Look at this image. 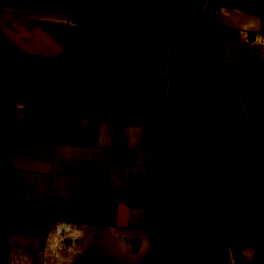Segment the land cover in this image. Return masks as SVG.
<instances>
[{
    "label": "crops",
    "instance_id": "obj_1",
    "mask_svg": "<svg viewBox=\"0 0 264 264\" xmlns=\"http://www.w3.org/2000/svg\"><path fill=\"white\" fill-rule=\"evenodd\" d=\"M0 81L37 128L10 155L26 201L138 192L160 139L164 200L264 174V0H0ZM223 222L180 226L169 264H235L226 232L264 264V200Z\"/></svg>",
    "mask_w": 264,
    "mask_h": 264
},
{
    "label": "rangeland",
    "instance_id": "obj_2",
    "mask_svg": "<svg viewBox=\"0 0 264 264\" xmlns=\"http://www.w3.org/2000/svg\"><path fill=\"white\" fill-rule=\"evenodd\" d=\"M12 106L0 97V118L5 116L10 136L0 130V204L16 196L17 170L11 151L26 128L34 133L33 123L13 120ZM7 125V126H8ZM1 126V125H0ZM11 140V143L9 142ZM125 197L132 198L122 192ZM31 200V199H30ZM193 201H177L170 207L183 213L194 208ZM18 208L0 221V262L4 264H164L162 254L155 256L160 239L169 240V227L163 221L153 222L147 206L143 209L119 204L107 213L91 214V221L101 226H88L80 221L84 211L74 209L63 221H42L40 211ZM88 214V213H87ZM101 219V220H99ZM152 224L148 233L139 225ZM174 223V222H173ZM169 228V229H168ZM158 243L156 244V241ZM140 241L142 243L140 244ZM154 257L152 261V258Z\"/></svg>",
    "mask_w": 264,
    "mask_h": 264
},
{
    "label": "trees",
    "instance_id": "obj_3",
    "mask_svg": "<svg viewBox=\"0 0 264 264\" xmlns=\"http://www.w3.org/2000/svg\"><path fill=\"white\" fill-rule=\"evenodd\" d=\"M1 96L2 83L0 81V97ZM13 120L15 119L13 118ZM8 121L9 120H6L5 116L0 118V130L7 136H10V126L7 124ZM9 142L11 143V140ZM162 143L161 139L157 143L153 170L149 182L143 184L138 192H134L125 183V192L132 198L122 195L118 187H110L100 192H92L90 189L74 192L68 199L58 197L53 201H26L20 195L18 189L15 197L0 204V221L7 219L18 208H24L26 210L37 208L41 211L46 220L49 221H63L70 211L81 209L85 214L80 221L81 223L101 225L102 221H91L90 215L97 212H99V214H97L96 217L100 214L104 215L119 203H124L128 207L137 208L147 206L148 213L153 218V222L158 223L159 221H163L166 227H171L170 229L168 228L169 240L168 238H164L162 241L161 238L160 246L155 253V256L158 253L162 254L165 259L164 264H169L171 261L170 250L176 246L177 233L180 226L193 227L198 236H208L217 224L221 225L225 230L223 218L226 212L235 208L250 210L261 204L264 200V174L259 182L255 181L249 186L233 184L232 192L225 197H215L212 192L204 191L190 193L170 200L162 199L157 192L155 181L160 154L164 149ZM177 201H193L194 208L181 213L170 207L172 203L175 204ZM151 226L152 224L150 223H148V225L141 224V227L145 229L152 228ZM226 233L234 263L248 264L231 236L228 232ZM153 259L154 257L152 261H155Z\"/></svg>",
    "mask_w": 264,
    "mask_h": 264
}]
</instances>
